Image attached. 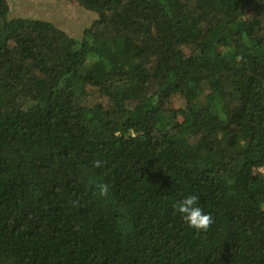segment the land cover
Masks as SVG:
<instances>
[{
	"label": "trees",
	"instance_id": "obj_1",
	"mask_svg": "<svg viewBox=\"0 0 264 264\" xmlns=\"http://www.w3.org/2000/svg\"><path fill=\"white\" fill-rule=\"evenodd\" d=\"M74 1L0 0V264H264V0Z\"/></svg>",
	"mask_w": 264,
	"mask_h": 264
},
{
	"label": "rangeland",
	"instance_id": "obj_2",
	"mask_svg": "<svg viewBox=\"0 0 264 264\" xmlns=\"http://www.w3.org/2000/svg\"><path fill=\"white\" fill-rule=\"evenodd\" d=\"M9 18L40 20L52 23L65 35L80 39L94 23L96 14L78 7L74 0H6ZM177 108V107H176Z\"/></svg>",
	"mask_w": 264,
	"mask_h": 264
},
{
	"label": "clouds",
	"instance_id": "obj_3",
	"mask_svg": "<svg viewBox=\"0 0 264 264\" xmlns=\"http://www.w3.org/2000/svg\"><path fill=\"white\" fill-rule=\"evenodd\" d=\"M94 168H101L103 161L97 159L93 161ZM94 185L93 195L102 200H107L110 196V185L103 182L92 181ZM175 212L183 219L185 224L197 233L206 232L214 223L210 214H207L198 204L196 195H188L175 204Z\"/></svg>",
	"mask_w": 264,
	"mask_h": 264
}]
</instances>
